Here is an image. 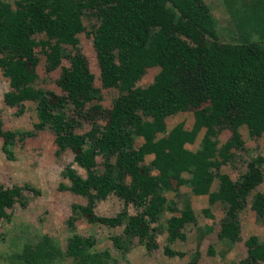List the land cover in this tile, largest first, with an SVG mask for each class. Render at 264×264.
<instances>
[{"label":"trees","instance_id":"trees-1","mask_svg":"<svg viewBox=\"0 0 264 264\" xmlns=\"http://www.w3.org/2000/svg\"><path fill=\"white\" fill-rule=\"evenodd\" d=\"M242 1L226 0L241 38L226 42L204 0H0V67L11 82L5 100L11 106L25 100L37 101L39 121L35 126L51 128L61 148L70 147L75 152L76 162L85 168L87 177L70 166L64 175L71 179L74 192L89 198L86 207L76 205L75 209L90 221L111 226L125 222L128 237L138 234L141 243L153 246L156 233L149 230L145 216L154 220L167 208L177 210L173 201L169 203L162 196V191L170 189L169 179L166 184L159 180L161 175L154 177L145 163L147 155L155 154L153 166L160 167L162 173L166 171L174 177L175 172L188 170L193 174L188 182L195 194H209L212 205L219 199L227 202L228 217L222 222L220 239L233 244L239 237L238 215L247 196L261 182L264 160L257 158L250 163L247 173L237 182L218 170L213 173L212 168H220L219 156L228 158L231 147H243L241 127L246 126L251 136L264 135V0ZM87 11L100 22L87 34L98 55L104 86H116L120 93L106 111L108 122L94 124L82 135L71 130L75 122L66 114L65 104L70 100L75 109L82 110L87 103L102 99L100 91L93 87L94 74L78 47V34L86 31L83 14ZM38 34L45 36L37 38ZM62 44L72 45L75 51L65 54ZM38 47L47 55L49 70L57 68L63 56L71 61L58 79L66 96L33 86L38 76ZM152 65L162 66L155 81L147 87L137 86ZM94 106V111L104 110L99 103ZM189 107L195 108L196 119L190 140L194 142L203 127L207 129L196 152L179 150L184 143L180 134L171 133L165 141L158 139V133L166 132L165 118ZM2 124L0 117L3 150L13 160L17 133L4 130ZM225 126L233 130V138L218 148L217 127ZM139 136L144 142L137 147ZM98 155L107 160L101 171L94 170ZM130 174L129 185L126 177ZM218 176L222 182L211 191ZM21 190L18 186L0 185V220L10 217L7 209L21 197ZM111 192L127 204L145 206L144 211L138 216L124 211L116 218L99 217L95 204ZM148 196L153 198L149 205ZM253 207L264 216V193L255 196ZM192 218L187 202L180 216L167 220L170 242L186 237L181 229ZM74 228L71 227L66 251L54 237L41 234L35 242L28 241L21 251L14 252L11 264H54L58 258L66 257L72 259L71 264H110L114 260L109 250L95 251V237H83ZM114 241L122 252L129 250L130 245L123 244L121 236H114ZM246 243L248 257L242 264L264 262V242L251 236ZM167 252L171 256L180 254L168 248ZM210 252L214 253V249ZM197 260V253L192 254L191 264Z\"/></svg>","mask_w":264,"mask_h":264},{"label":"rangeland","instance_id":"rangeland-1","mask_svg":"<svg viewBox=\"0 0 264 264\" xmlns=\"http://www.w3.org/2000/svg\"><path fill=\"white\" fill-rule=\"evenodd\" d=\"M1 1L14 3L15 0ZM204 1L210 7L222 30L220 31L222 41L240 40L239 30L236 29L232 12L230 13L226 0ZM83 21L86 31L78 34L80 38L78 47L84 55L90 71L94 74L93 87L100 91L102 99L98 102L87 103L82 110L75 109L68 100L65 104V112L71 115V120L75 122L71 127L73 133L85 135L91 131L94 124L105 125L108 122L106 111L113 106L114 99L119 95L120 90L116 86H104L98 55L92 38L87 34L88 31H93L98 27L99 19L87 11V14H83ZM44 36L38 34L36 37L44 38ZM57 40L56 38L54 41ZM62 45L65 54L75 51L72 45ZM36 50L39 54L36 61L38 76L32 83L33 86L36 89L66 96L67 92L60 87L58 79L63 68L69 67L71 61L68 57L63 56L61 64L57 68L49 70L46 53L40 50V47ZM161 69V65L148 67L137 81V86L151 85ZM10 89V79L0 67V117L3 129L17 133L14 138L15 158L13 160L9 159L4 152V138L0 136V185L6 188L13 186L22 188L21 197L17 198L11 208L7 209L10 217L0 220V264H11V255L21 251L26 242L36 241L38 235L41 234L54 237L59 241L62 250L66 251L72 226L83 237H95L97 240L95 251L109 250L114 257L110 264H191V255L194 253L198 255L196 264H242V261L244 262L248 257L246 241L251 236H256L264 242V216H261L253 207L255 196L258 193H264V161L260 166L261 182L252 189L239 212V237L233 244H227L219 236L222 231V222L225 217H228V203L219 199L212 205L209 194H195L188 182L193 174L188 170H182L180 173L175 172L174 177L172 173L165 174L166 171L162 173L160 167L153 166L152 161L155 159V154L147 155L145 163L151 167V175L154 177L161 175L162 179L159 180L166 184V180L169 179L170 189L162 191V196L166 197L169 203L173 201L177 210L172 212L166 207L167 209L160 217L154 220L145 216V219L149 221V230L156 233L153 246L149 248L141 243L138 234L133 238L128 237L129 235L125 232V222L123 225L111 226L104 222L90 221L80 209H75L76 205L86 207L89 204V198L74 192L71 179L64 175L65 169L69 166L83 178L87 177V171L76 162L75 152L70 147L61 148L56 142V134L51 128L38 129L35 126L39 121L37 101L25 100L14 106L6 102L5 94ZM95 103L101 104L104 110L94 111ZM194 111V107H189L184 111L179 110L169 114L165 118L166 132L158 133V139L165 141L171 133L180 134V140L184 143L179 150L196 152L202 146L207 129L203 127L199 130L194 142L190 140L192 133H195L193 132L196 123ZM217 129L219 141L217 146L222 148L233 138V130L227 126L217 127ZM240 133L244 143L243 147H231L228 158L219 156L218 161L222 162L220 168L218 169L216 166L212 168L213 173L218 170L219 174L234 182L243 178L250 168V163H253L255 159L264 160V135L251 136L246 126L240 128ZM143 142V137H137L136 146L140 147ZM181 156L183 157L182 154ZM105 161L107 160L104 156H96L94 170L105 169ZM170 168L172 170L171 166ZM131 181L132 175L130 174L126 177V183L130 185ZM221 182L220 177H216L211 191L217 190ZM146 200V204L149 205L153 198L148 196ZM187 202L190 203L193 218L181 229L186 237H180L174 242H170L167 220L173 215L180 216ZM144 209L145 206H139L134 202L127 204L124 198L111 192L106 198L97 200L94 211L99 217L116 218L124 211L130 215L138 216ZM114 236H121L123 244L130 245L129 250L122 252L117 248ZM167 248L180 254L171 256L168 254ZM211 248L214 249V253L210 252ZM71 262L72 259L66 257L58 258L54 264H71ZM260 264H264V262H260Z\"/></svg>","mask_w":264,"mask_h":264}]
</instances>
